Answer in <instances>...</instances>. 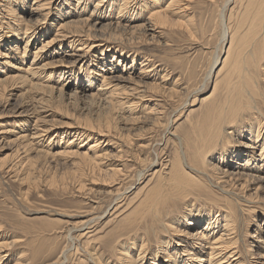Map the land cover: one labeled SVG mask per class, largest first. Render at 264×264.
Here are the masks:
<instances>
[{"label":"bare ground","instance_id":"6f19581e","mask_svg":"<svg viewBox=\"0 0 264 264\" xmlns=\"http://www.w3.org/2000/svg\"><path fill=\"white\" fill-rule=\"evenodd\" d=\"M28 1L29 0H6V3H4L3 5L1 4L2 11L4 12L0 11L2 14V19H1L2 21L0 20V28H3L2 34L0 33V39H3L1 40L2 43H5L6 40L7 41L5 44L0 45V48L5 47L6 50L4 52L0 51V54L1 56H4V58H7L8 60L14 58L13 55H15V60H17V62H15V60L13 59H12L13 62L7 61V59L6 62H1L0 60V75H5L7 73L5 79L3 80L0 79V90L2 91L6 90L8 88V83L18 79L23 84H30V86H32L33 89L35 87L39 91H42L47 88H50V90H52V88H54L55 86L53 85L54 86L53 87L49 84H51L53 73L55 70H57V68L59 69V67H61L62 72L64 71L66 74H69L70 77L69 81L74 82V80L76 79L78 81L84 80L85 83H88L87 86L82 85L79 88H76V92L80 91V93H85V91L87 92L89 91L90 95H88L87 93V96L91 97L92 99L97 98L96 100L101 102V106L103 105L102 110H104L105 108L106 114H109L110 116L111 115L113 116L112 113H114L118 109L120 110L122 109V112L125 109L128 112L134 110L137 104H140V101L142 99L144 100V98L147 96L146 93L148 94V92L150 91H154V94L156 93V91L160 93L159 96L161 97L162 101L165 98H168V101L169 99L170 100L172 99L174 101L179 99L181 100L182 96L185 95L184 94L186 92L185 87L187 86H184L185 89L184 93L182 92V90L184 91V89L180 88L181 90H179V88H175L176 86L170 87L168 85L169 83L167 82L166 75L162 74L163 76L161 77L160 76L161 71H158L156 67H154L155 62L153 63L152 62L153 60L149 56L141 55V52L138 48H140L139 46L145 44L147 45L148 43L151 42V40H155L156 38L158 41L159 40L158 36L160 33L159 28L162 25L164 26L167 23H172V26L174 27L173 23L175 24V23H179L180 20L182 21L183 16L187 15L186 12H188L189 8H191V0H76V4H74L75 0H33V4L31 5L32 7L27 8V6L25 5H27ZM219 1L221 0H218L217 2ZM202 2L201 4H204ZM231 2H234L235 5H237L238 7L237 24L243 25V23L249 21L251 23L249 28V30L251 31L250 33L252 35V31H254L253 34L255 36L252 35L254 37L250 41L248 37H251V35L247 36L249 41L247 47H245L241 51L237 50V52L234 53L235 60L233 64L231 63L232 61H230V63L232 64V66L230 64L231 66L230 72H228L227 76L225 73V77L224 76L221 77L222 82L224 80L223 78H226L224 85H222L225 86V89L223 88V90L221 91L222 94L224 91V96H221L220 99L216 98L217 100L216 102L214 101L215 98L214 100L212 99L214 103L211 101H210L211 103H207L208 107L209 108L211 107L210 115H209L210 117L208 118L207 130L205 132L204 130H202L203 132L199 130L198 132L197 131L198 127H195L197 132L194 133L192 132L193 135L189 132L187 135V139L186 136H185V140L183 138H177L179 139L178 142L180 141V143L182 144V147L183 145L185 146L184 147L185 149L182 148L183 150L181 149L178 150L177 152L175 151V153H177L176 159L175 156L174 158H169L167 160H165L164 158L165 161L163 160L164 163L162 162L161 165L162 167H164L163 168L164 170L168 169V171L166 172L164 171L163 174L161 173L160 178H158V182L154 186L152 185L153 187L151 189L149 187H148L149 189H146L147 194L146 196H144L145 199L143 203L140 204L141 206H143V208L141 207L139 208L137 206L136 218L138 217L140 219V222L143 226V228L141 227L138 229L144 230L142 233L145 236L148 235V237L145 238L144 236V238H142L141 246L138 245L136 239L133 242L134 246H129V245L122 246L121 242L123 241L122 238L123 236L121 237V239H118V235L116 238L118 240H116V242H108L109 240L105 242V240H103V243L105 244V246L103 247H105V249L103 247L102 248L104 250H107V252L112 253L113 255L117 254L120 257L122 264H145L146 262H148V264H249L250 259L243 258L238 243H239V239L241 237L243 238V236L240 235L244 231L242 230L243 227L245 226L248 227L251 223L252 224L256 223L255 232L259 234V238L257 239L256 242H258L257 244L258 249L261 251L259 252L260 256L262 259H264V238L262 236V233L264 232L262 228L264 219L262 221V224L257 222V215H258L257 213L262 212L264 215V62H262V60L264 59V0H223L221 6L222 8H220L221 10L218 8L220 10L219 12L223 20V23L225 22L224 11ZM217 4L219 3H216V8L218 7ZM19 8L23 9L22 15L19 13L20 10ZM214 11L215 10H213L212 14L214 13ZM208 13L210 12H207V14ZM196 15L197 14H195V16ZM213 15L211 16L212 19L214 17ZM201 16L202 15H200V17ZM220 16H218L219 18H217V20L218 19L221 20ZM7 17L10 19L5 20ZM200 17H199L200 19L199 21L201 22L202 17L201 18ZM210 18L208 19V22ZM218 22L220 23V21H217V23ZM214 26L216 25L214 24ZM180 27L182 28V26ZM222 27L221 28L218 27V28L222 30L223 29ZM240 27L242 28V26ZM187 28L189 29V26ZM247 32L249 35L248 30L246 31V34ZM173 33L175 34V31ZM235 33L234 36L237 35V34L235 35ZM194 34L196 33H193V36ZM188 35L189 34H187V36ZM61 39L63 40V42L56 44V42H58ZM244 41L245 40H243V42ZM234 43L235 42H233V37H232V43L230 44V46ZM64 47L66 48L68 47L69 50H67V52L64 51L61 53V50L64 49ZM218 47L219 45L217 46V48ZM230 49L231 47H229L228 49L229 50L228 56L226 58L224 57L225 68L227 63L229 62V59H231L232 57L231 56L232 51ZM68 51L70 53H68ZM218 53H220V49ZM218 53L217 54L215 53L216 57L218 56ZM212 55L214 54L212 53ZM57 57L59 59H57ZM108 57H111V59L107 60ZM27 59L31 60V62L28 64V66L27 65L24 66L23 67L24 72L22 71L23 74L24 73L26 74L24 75H21L22 73L13 74L15 72V68H18L17 66L20 64V63L18 64V62L20 61L24 63L25 61H27ZM219 61L220 60L218 57L216 58V60H214V62H212L213 63L211 66L212 68L210 69V75L208 77H211V74L216 64L219 63ZM228 67L229 66H227V68ZM20 68L21 67H19V69ZM190 71H192V69ZM190 75L191 74L189 73V77L192 76ZM193 75L195 76V70ZM45 77L47 78L45 79ZM135 77H137V79L139 78L140 80L153 78L155 82L157 80H161V81L160 83H154L153 84L154 86L152 85V83L148 82L147 86H149V84L152 86L149 87L146 86L147 88H145V90H142L141 86L139 85L137 86L135 84L132 85V87L131 86L117 87L118 84H120V82L130 81ZM218 78L219 77H217V79ZM203 79L205 80V78ZM193 80L195 81V78ZM138 81H136V83ZM197 83L198 81L195 84ZM219 83L217 89L218 87L221 88L220 86L221 83L220 84ZM205 84L203 85L201 83V86L203 85L205 87ZM93 85H95L94 89L92 88ZM199 87H197V89ZM63 88L64 87L62 86L60 89H56V91H59L61 96L66 95V91H64ZM187 88L188 90H190L189 87ZM193 90H195V87ZM199 90H201V88ZM218 91L220 92V89H218ZM76 92L74 96L78 100H81L82 96H86V95H80ZM189 94L190 93H188V95ZM213 94L215 95L214 91ZM213 94L211 93V95ZM186 96L185 98L184 97L182 98L184 100L182 103L179 102V104L181 105L176 110L172 109L174 111V114L180 112L177 114L181 115L182 112H184L183 109L187 106L188 104L187 98L190 95L187 98ZM209 96H208V101H209ZM51 98H49L48 100H51ZM60 100L63 99L60 98ZM194 100H196V98ZM168 103L170 104V101ZM174 104L171 105L174 106ZM210 104H212V106H209ZM164 106H162L163 109ZM202 107H203L202 110L204 111L205 104ZM32 109H34L36 112L37 105L34 106V108ZM151 109L148 108V110ZM68 110L70 111L69 108ZM100 110H98V112ZM160 110H161L160 112L161 115V113L162 112L164 113V111L162 109ZM37 112L40 113V111ZM205 113L206 115L200 116L202 117V119L205 116H208L207 114H209L208 111L204 112L203 114ZM64 114H66L68 117L71 118L70 114L68 113H64ZM81 114L82 113L79 112V114L76 115V117ZM98 115L96 119L101 117V115L100 117H98ZM35 116L37 118L35 121L33 120L32 122L34 123L33 126L34 129H36V131L33 132L34 137L32 138L36 140V138H40L41 136H43L44 133L49 132L50 128L48 127V125L47 126L42 125L41 117L37 115ZM143 116L144 114L142 115V117ZM187 116H189V114L186 115V118ZM195 116L194 117L196 119L194 122L200 123L201 119L198 118L199 121L197 120V117H199V115L197 116L195 114ZM104 117L105 116L103 115V118ZM145 117L147 118V116ZM151 117L153 118V116ZM165 117H167V115H165ZM194 117L192 115L191 117L192 119L190 118L192 122L194 120L193 119ZM157 118L155 119L156 121ZM159 118H163V117H159ZM77 119L79 118L77 117ZM93 119L95 120V118ZM104 120L105 119L101 120V122L102 121L104 122ZM167 120L168 121H165L167 122V125L165 126L166 129L164 130L169 132V134L174 135L176 131L173 133L170 132L171 120L169 119ZM46 121L48 122V120ZM79 121L80 119L78 120V122ZM187 121L189 122V120ZM76 122H74L73 120V123ZM82 122L83 123H81L80 121V125H77L79 123L76 124V126L82 129L72 132L73 134H75L74 137L68 139L65 142L66 145L64 146V149H62V151H60L57 155L63 157L67 156L68 158L75 156L87 157L89 151L92 152L98 147L101 141L99 139H95L94 143L89 144L88 150L86 151L81 150V148H83V146H85L87 142L82 143L84 139L80 140V138L82 136L86 138H90L91 136L90 133L94 129L92 126L93 124L92 125H90V123L87 124V118H85L84 121ZM111 122H112V118H111ZM165 122L163 123L166 124ZM172 122H176V120H173ZM163 123H161L162 126ZM204 123L203 126H205ZM198 124L196 126H198ZM200 124L202 125V123ZM94 125L95 128H97L96 127L97 122ZM158 125H160L159 122ZM70 127H75V125H71ZM112 127L114 126L112 125ZM141 127L143 126L141 125ZM104 128H106V126ZM186 128H189V126ZM195 128H191V130L195 131L193 130ZM141 129L142 128L139 129V132ZM102 130L104 131L105 129L102 128ZM102 130H100L101 133H103ZM186 132H188L187 129ZM19 136L21 137V135ZM28 136L29 135L26 134V136L23 137H28ZM78 138L81 144L77 143L78 145H76V141L78 140ZM176 147H178V143ZM24 148L25 147H23V149ZM138 148L140 149L143 148V145H139ZM176 149H179V147ZM134 153H136L135 150ZM49 154L47 153V155ZM51 154L55 157L54 153ZM93 154H94V159H97L100 156V154L98 155L96 154V151H94ZM138 155L141 154L138 153ZM53 156L51 157L54 158ZM100 161L103 162L102 160ZM152 161L153 160H151V162ZM25 163H27V161ZM140 163L143 164V161L141 160ZM146 166L147 165H145V167ZM110 171L113 174H117L120 173L121 168L111 169ZM93 173L95 172L93 171ZM118 175L119 174H117V176ZM106 176H108V174ZM84 182L86 183V181ZM82 184L83 182H81V185ZM81 185H79L80 188ZM141 191L143 190L141 189ZM138 203L139 202H137V205ZM247 212L250 213V215L252 214L250 222L247 220L248 224L247 222L246 223L243 222V220L241 219L243 218L241 217L242 214H245ZM91 220L94 221L95 218L92 217L83 223L85 224L87 222L88 224L92 222ZM132 221L134 222V220ZM195 225H198L199 229L193 231ZM130 231L131 232L135 231L134 233H131V235L132 234L134 235L138 232L136 228L135 230H128L121 235L128 236V233L130 234ZM164 232L167 233L170 232L173 235L171 234L170 236L167 237L162 235ZM184 234H186L187 236L186 238H183L184 236L182 235ZM65 236H67L68 243L59 252V254H57L56 258L54 259V261L51 262V264H63L66 262V260H68L71 247L75 245L72 242L73 239L72 230H67ZM40 237L38 236V238ZM149 237H153L159 243L166 245L164 246L165 248H163L162 250L164 255L163 258H160L161 255L159 251L156 249L154 253L151 254L149 261L148 260L145 261L146 259L144 253L146 252V244H147L146 242L151 240L149 239ZM7 243L10 244V242ZM2 245L3 244L0 243V264L2 263V260L7 256L6 253L3 254L4 246ZM98 248H100V246ZM133 251L134 254L129 255V253ZM242 252L244 253V251ZM102 255H103L102 252L101 254H99L98 252L95 251L92 252V250H90L88 252V256L86 257H88V259L93 264H103ZM251 256H254L253 249ZM25 263H29V262H25ZM15 264H18V262H16Z\"/></svg>","mask_w":264,"mask_h":264},{"label":"rangeland","instance_id":"374dc122","mask_svg":"<svg viewBox=\"0 0 264 264\" xmlns=\"http://www.w3.org/2000/svg\"><path fill=\"white\" fill-rule=\"evenodd\" d=\"M217 1L218 0H215V1L206 0L205 2V0H199V1L191 0V8H189L188 12H186L187 15L183 16L182 21L180 20L179 23H175V24L173 23L174 27L172 26V23H167L164 26L162 25L163 27L161 26L159 28L160 30L159 32L161 34L159 33L158 39L161 41V43L159 40L157 41V38H156L155 40H151V42L148 43L147 45L146 44L142 45L143 47L138 45L142 49L141 50L140 48H138L141 52V55L149 56L153 60L152 62L153 63L155 62L154 67H156L158 71H161L160 76L162 77L164 74L166 75V79L170 87L176 86L175 88H179V90L184 89V86L189 87L190 90H188V88L185 87L187 93L185 92V89L184 91L182 90L183 93L185 92L184 93L185 95L182 94L183 95L182 98L183 97L185 98V96L188 95V93H190L189 94L190 96L189 95H188L189 97L186 96V98L188 97L187 98L188 104L183 109L184 112H182L181 115L177 114L180 112H177L174 114L173 110H176L181 105L179 104V102L182 103L184 101L182 98H181L182 101L180 99H179L180 101L179 100L174 101L172 99L171 100L169 99L170 101V104H169L168 98H165L162 101L161 97L159 96L160 93L156 91V93L158 94L156 93L154 94V91H150L151 93L150 92H148V94L146 93L147 96L144 98V100L142 99L140 101V104H137L136 108L132 110L133 112L132 111L128 112L126 111V109L123 110L122 112V109L121 110L118 109L119 110V111L117 110L118 113L117 111H115L116 113L114 112L115 114L112 113L113 116L112 115L110 116L109 114H106L105 108L104 110H102L103 105L101 106V102L96 100L97 98L92 99L91 97L87 96V93L88 95H90L89 91L88 92L85 91V93H80V91L76 92V88H79L82 85L87 86L88 83H85L84 80L78 81L76 79L74 80V82L69 81L70 79L69 74H66L64 71L62 72L61 67H59V69L57 68L58 71L55 70L53 73L51 84H49L51 86L53 85L55 86V87L53 86L54 88H52V90H50V88H47L49 91L47 89L39 91L35 87H34L35 89L34 90L33 87L30 86V84H23L19 79L8 83V88L6 90L4 91L0 90L1 92L0 101L4 99L0 102V243L3 244L2 246H4L3 254L6 253L7 255L6 258L2 260L1 264H15L16 262H18V264L20 263L24 264L25 262H29L25 264H51V262L54 261V259L56 258L57 254H59V252L68 243L67 236H65L67 230H72V236H73L72 242L75 245L71 247L68 260H66V262L63 264H71V263L72 264H93L88 259V257H86L88 256V252L90 250H92V252L94 251L98 252L99 254H101V252L103 253L102 255L103 264H122V261L117 254L113 255L112 253L107 252V250H104L105 247L103 246H105V244L103 243V240H105V242L108 240H109L108 242H116V240L121 239V237L123 236L122 237L123 241L121 242L122 246L123 245L134 246L133 242L135 241V239L137 240L138 245L141 246L142 238H144L145 235L142 233L144 230L138 229L141 227L143 228V226L140 222V219L138 217L136 218L137 216L136 208L137 206L139 208L140 207L143 208V206H141L140 204L143 203L145 199L144 196H146L147 194L146 189H149V188L151 189L158 182V178H160L161 173L163 174L164 171L165 172L168 171V169H165V170L163 169L164 167H162L161 165L162 162L164 163L165 160L169 158H174V156L176 159L177 153H175V151L177 152L178 150H181L182 148L185 149L184 148L185 146L183 145L182 147V144L180 143V141L178 142L179 139L177 138H183L185 140V136L187 139V135L189 132L193 135L194 132H197V131L199 132V130L201 131L204 130V132L207 130L208 118L210 117L209 115H210V108H211V107L210 108L208 107L207 103H211V102L214 103V101L215 102L217 101L216 98L220 99L221 96H224V91H223V94L221 93V91L223 90V88L225 89V86H222V85H224L226 78H223L224 80L222 82L221 77L223 76L225 77V73L227 76L228 72H230L231 66L235 60L234 53L237 52V50L241 51L245 47H247L248 42L255 36L253 34L254 31H252V35L254 36H252L250 33L251 31L249 30V28H250L251 23L249 21L243 23V25L237 24L238 7L237 5H235L234 2H231L232 4L230 3L228 7L226 8V10L224 11L225 13L224 21L225 22L223 23V20L219 12L221 10L220 8H222L221 6H222L223 0L219 2ZM28 2H27V5L25 6H27V8L32 7L31 5L33 4V0H29ZM201 2L204 4H201ZM4 3H6V0H0V11L1 12H4L2 11V7H1V4L3 5ZM216 3H219L217 4L218 5L217 8H216ZM74 4H76V0L74 1ZM207 5H208V8H207ZM233 7L235 10L233 9ZM213 10H215L213 13L214 15L212 14ZM1 12H0V20L2 19ZM207 12H210V13L207 14ZM19 13L22 15L23 9H20ZM195 14L197 15L195 16ZM200 15H202L201 22L199 21ZM212 15L214 16L213 19L211 17ZM218 16H220L221 20L220 19L217 20V18H219ZM8 17L5 20L10 19ZM209 18L210 20L208 22ZM217 21H220V23L218 22L219 25ZM204 22H207V23H204ZM199 23H200V26L201 25L203 26V28L202 26L201 27L199 26ZM214 24L216 26H214ZM180 26H182V28ZM185 26L187 27L189 26V29ZM240 26H242L243 29ZM218 27L219 28L222 27L223 29L221 30ZM215 29H218V30H215ZM2 30L3 28H0L1 34H2ZM247 30L249 31V35H248V32L246 34ZM174 31H175V34L173 33ZM192 32L196 34H194L193 36ZM198 32H199V35H198ZM234 33L235 35L236 34L237 35L234 36ZM187 34H189L188 35L189 38L191 37L190 39L188 38ZM196 35L198 39L196 38ZM250 35L251 37H248L249 38V41H248L247 36H250ZM232 37H233V42H235L234 43L235 45L232 44L230 46V44L232 43ZM1 40L3 39H0V45L5 44L7 41L6 40L5 43H2ZM243 40L245 41L243 42ZM152 41H155V42H152ZM60 42H63V40L62 39L59 40L58 42H56V44ZM218 45H219L218 48L220 49V53H218L219 52V49L217 48ZM229 47H231L230 49L232 51L231 56L233 58L231 57V59H229V62L227 63L226 68H225L224 57L226 58L228 56ZM67 50H69V48L64 47V49L61 50V53L64 51L67 52ZM0 51L2 52L6 51L5 47H1ZM225 52L227 53V55ZM68 53L70 52L68 51ZM212 53L214 55H212ZM215 53L216 54L218 53L217 57ZM13 57L14 58L12 59L15 60V55H13ZM218 57L221 63L219 61V63L216 64L211 74V77H208L210 75V69L212 68L211 67L213 64L212 62H214V60H216V58ZM6 59L7 58H4V56H1L0 54L1 62H6ZM12 59L11 60L7 59V61L13 62ZM57 59L59 58L57 57ZM110 59L111 57L107 58V60H110ZM210 59L213 61H211ZM31 60L27 59V61H25L24 63L19 61L18 64L19 63L20 64L17 66L18 68H15V72L13 74L22 73L23 67L26 65L28 66ZM222 60H223V63H222ZM230 61H232L231 62L232 64L230 63ZM15 62H17V60H15ZM210 62H211V65H210ZM262 62H264V59L262 60ZM227 66H229L228 67L229 69L227 68ZM19 67L21 68L19 69ZM190 68L192 69V71H190L191 70ZM193 69L195 70V76L193 75L194 74ZM189 73L192 75V76L190 75L192 77V80H191V77H189ZM6 74L0 75V79L2 80L5 79ZM24 74L22 73L21 75H24ZM217 77L219 78L217 79ZM46 78L47 77H45V79ZM194 78L196 82L198 81L197 84H195L196 82L193 80ZM203 78H205V80ZM138 80L140 79L139 78L137 79V77H135L130 81L120 82V84H118L117 87H126V86L132 87V85L135 84L137 86L138 85L141 86L142 90H145V88L152 86L154 83H160L161 81V80H157L155 82L153 78H149V79L140 80L141 82L143 81L141 83ZM136 81L138 82L136 83ZM217 81L218 83L222 82L220 85L221 88L218 87V89H220V92L217 89V86H218ZM148 82L152 83V85L149 84V86H147ZM201 83L203 85L206 83L205 87L203 85L201 86ZM62 86L64 87L63 88L64 91H66V95L64 96H61L59 91H56V89H60ZM196 86L199 88L197 89ZM194 87H195V90H193ZM29 88H30V91H29ZM92 88L94 89L95 85H93ZM200 88L201 90H199ZM213 91L215 95L213 94ZM75 92L80 95H86L87 97L82 96L81 100H78L74 96ZM211 93L213 95H211ZM209 95L212 97H210ZM208 96H209V101H208ZM59 97L62 98L63 100H60ZM49 98H51V100H48ZM195 98L196 100H194ZM39 101H41L42 103ZM55 101L58 103H56ZM60 101L62 102L63 106L61 105ZM98 102L100 105L98 104ZM59 103L61 106L59 105ZM171 104H174V106ZM204 104H205V107L203 111L202 106H204ZM212 104H210L209 106H212ZM36 105H37L36 110L40 111V113L37 111L35 112V110L32 109ZM162 106H164V109ZM68 108L70 109L71 112L68 110ZM148 108L150 109L153 108L151 109L152 112L151 110H148ZM66 109H67V112H66ZM160 109L164 111V113L162 112L161 115H160V112H161ZM98 110L100 111L98 112ZM206 111H208L209 114H207L208 116L204 117L205 119L204 118L202 119V117L200 116L206 115V113L203 114ZM79 112L82 114L79 115L80 117L79 116L77 117L80 119L81 123H83L82 121H84V119L87 118V124L88 123H90V125L93 124L92 126L94 128L93 131H91L90 133L91 135L90 138H86L84 136L80 138V140L84 139L82 143L87 142V144H85V146H83L81 150L82 151L88 150L89 144L94 143L95 139H99L101 142L96 148L97 150L95 149L92 152L91 151L88 152L87 157L75 156V157L68 158L67 156L65 157L59 156L57 154L60 151H62V149H64V146L66 145L65 142L68 139H71L72 137H74L75 134H73L72 132L82 129L76 126L77 123H79L77 125H80V121L78 122L79 119H77L76 117V115H78ZM120 112H121V115H120ZM154 112H155V115H154ZM64 113L70 114L71 118L68 117ZM96 114L98 115V117H100L101 115V117L96 119L97 117ZM143 114L144 116L142 117ZM188 114L189 116H187L186 118V115ZM195 114L197 116L199 115V117H197V120L199 121V119H201L200 123H202V125L197 120L196 121L200 125L194 122L196 119ZM35 115L41 117L42 120L41 119L40 120L43 126L48 125V127L50 128L49 132L44 133V135L41 136L42 138L41 137L36 138V140L32 138L34 137L33 132L36 131V129H34V126H33L34 123L32 122L33 120L35 121L37 118ZM84 115H85V118H84ZM103 115L107 119L105 117L103 118ZM165 115H167L168 118L165 117ZM192 115L193 117L195 116L193 118L194 119L193 122L191 121ZM131 116L132 118L133 117L134 118L132 119ZM145 116H147L148 120ZM151 116H153V118ZM92 117L95 118V120ZM154 117L156 118L158 117L157 121L155 120L156 118ZM159 117H163V118H159ZM102 118L105 119L106 121L104 120V122L103 121L101 122V120H103ZM111 118H112V122H111ZM167 119L171 120L170 132L173 133L176 131L177 133L178 131L177 134L174 133V135H172V134H169V132L164 130L166 129L165 126L167 125V122L165 121H168ZM46 120H48V122ZM73 120L74 122L76 121L77 122L73 123ZM162 120L166 124H164ZM173 120H176V122H172ZM187 120H189V122ZM136 121H137V124H136ZM96 122L98 125V126L96 125L97 128H95V125H94L96 124ZM158 122L160 123V125H158ZM161 123H163V126L161 125ZM203 123L207 127L203 126ZM197 124L198 126H196ZM71 125H75V127H70ZM112 125L114 127H112ZM141 125L143 127H141ZM153 125L156 127H154ZM99 126L101 127V129ZM105 126L106 128H104ZM188 126L189 128H186ZM199 126L201 129L199 128ZM195 127H198L197 131ZM98 128L100 130H102V128L105 130L107 129V130L106 131L102 130L103 133H101V131ZM140 128L142 129L139 132ZM191 128H195L193 129L195 131H192ZM143 129H146V130H143ZM186 129L188 132H186ZM26 134L29 136L23 137V136H26ZM19 135H21V137ZM157 139L158 141L159 140L160 141L158 142ZM80 140L78 138V140L76 141V145H78L77 143H80ZM177 143H178L179 149H176L178 148L176 147ZM139 145H143V148H141L142 150L138 148ZM23 147L25 148L23 149ZM144 147H145V150H144ZM42 149L45 151H43ZM134 150L136 153H134ZM94 151H96L97 155L100 154V156L97 159H94V154H93ZM50 152L54 153L55 157ZM47 153L48 154L50 153V154L47 155ZM138 153L141 155H138ZM51 156H53L54 158H52ZM145 157L148 158L149 160L146 159ZM100 160H102L103 162H101ZM141 160L143 161V164L140 163ZM151 160H153L154 162L153 161L151 162ZM26 161L27 163H25ZM92 161H94L95 163ZM145 165H147L146 167L148 168H146ZM115 168L117 169L121 168L122 172L120 171V173H117L119 174L118 176L117 174H113L110 171L111 169H115ZM92 170L95 173H93ZM158 173H159V176H158ZM107 174L108 176H106ZM111 176L114 179H112ZM84 181H86V183ZM81 182H83L82 185H81ZM79 185H81V188ZM141 189L144 192L141 191ZM137 202H139L138 205H137ZM257 214H258L257 222L262 224L264 215L262 212H258ZM91 216L94 217L95 220L94 221L91 220L92 222L88 224L86 222L84 224L83 222L92 218ZM251 216L252 214L250 215V213L247 212L245 214H242L241 217L243 218L241 219L243 220V222L245 223L247 222L248 224V221L250 222ZM132 220H134V222ZM134 228L135 229L137 228L138 232L134 235L132 234L133 236L131 235V233H134L135 231L134 232L130 231V234L128 233V236L121 235L128 230H135ZM262 228L264 230V221L262 224ZM197 229H199L198 225H195V228H193V231H196ZM242 230H244L243 231L244 233L242 232V234L240 235H242L243 238L239 235L242 239L241 238L239 239L238 246L240 248L243 258L245 259L249 258L250 259L249 264H256V263L264 264V262H262L264 261V259L261 258L260 253H259L261 251L258 249V245H257L258 242H256L257 239L259 238V234L255 232L256 223L255 224L251 223L248 227L247 226L243 227ZM171 234L172 233L170 232L168 233L164 232L162 235L168 237ZM117 235H118V239H116ZM38 236L39 237L41 236V237L38 238ZM182 236H184L183 238L187 237L186 234ZM262 236L264 238V232L262 233ZM17 237L18 239L19 238L21 239L18 240ZM147 237L148 235L145 236V238ZM149 239L151 240L146 242L147 243L146 252L144 253L145 259H146L145 261L147 260L149 261L151 254L154 253L156 249L159 251L161 255L160 258H163L164 255H163L162 250L163 248H165L164 246L166 245L159 243L153 237H149ZM7 242H10V244ZM99 246L100 248L103 247L104 249L98 248ZM252 249L254 252V256H251ZM249 250H250V253H249ZM242 251H244V253ZM131 254H134V251L129 253V255ZM35 256H36V259H35ZM20 259L22 262L20 261ZM145 264H148V262H146Z\"/></svg>","mask_w":264,"mask_h":264}]
</instances>
